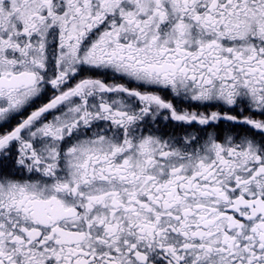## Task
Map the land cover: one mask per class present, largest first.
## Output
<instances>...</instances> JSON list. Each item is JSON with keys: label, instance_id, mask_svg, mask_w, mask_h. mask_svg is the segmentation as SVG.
Wrapping results in <instances>:
<instances>
[{"label": "snow or ice", "instance_id": "1", "mask_svg": "<svg viewBox=\"0 0 264 264\" xmlns=\"http://www.w3.org/2000/svg\"><path fill=\"white\" fill-rule=\"evenodd\" d=\"M0 264H264V0H0Z\"/></svg>", "mask_w": 264, "mask_h": 264}]
</instances>
